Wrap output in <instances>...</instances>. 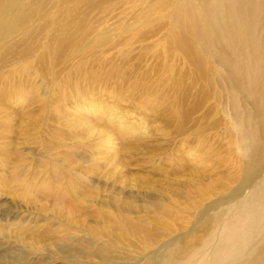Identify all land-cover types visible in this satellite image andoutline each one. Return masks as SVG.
Listing matches in <instances>:
<instances>
[{
  "label": "rangeland",
  "instance_id": "1",
  "mask_svg": "<svg viewBox=\"0 0 264 264\" xmlns=\"http://www.w3.org/2000/svg\"><path fill=\"white\" fill-rule=\"evenodd\" d=\"M90 1L57 58L58 5L4 39L0 14V264H201L247 172L264 175L239 147L261 66L209 33L219 0H191L200 41L180 30V0ZM183 32L204 69L176 44Z\"/></svg>",
  "mask_w": 264,
  "mask_h": 264
},
{
  "label": "bare ground",
  "instance_id": "2",
  "mask_svg": "<svg viewBox=\"0 0 264 264\" xmlns=\"http://www.w3.org/2000/svg\"><path fill=\"white\" fill-rule=\"evenodd\" d=\"M48 1L38 2L41 8L38 11V9L36 10L37 7L35 8L34 6V2L30 0H0V14L2 12L4 23L2 38L11 36L13 32H22L21 26L29 22H35V20H31L32 17H36V20H38V18L45 19L54 15L50 9L45 11L43 6H48V4L58 5V16L51 21L53 37L48 48L54 58H57L60 54L62 55L66 51V46L70 44V42H66L77 34L75 30L79 23L78 16L81 13V7L90 5L91 1L77 0V3L72 8H69L68 5L74 0ZM180 2L181 5L178 11L180 16L177 17V22L179 23L186 18L184 23L181 22L179 24L180 30L184 29V32L192 30L193 34L198 36V41L203 40L204 37L208 36V33L201 26H204L203 22L201 20L197 21V12L193 3L191 0H180ZM256 2L264 10V0H219V3L214 4L208 15L209 23L213 27L211 30L209 28V33L212 30L214 31L218 42L225 43L226 47L232 51L235 60L239 61L240 56L235 55V49L241 53L246 51L250 55V57H246L248 61L247 68L254 65L261 66L259 74L249 72L247 79H249L248 82L250 84L246 85V89H243L244 95L253 97L255 101V122L253 123L255 127L253 129V124L249 126L248 123L247 134L245 133V137L242 138V146L239 147L241 153L247 152V155L244 156L247 159L245 165L248 169L255 171V169L261 168V172H263L264 110L259 103V95L262 96L264 94V80L263 82L260 81L261 84H259V80L264 67V35L260 34L264 30V15L260 18L262 14L256 13L254 7ZM157 3L161 6L166 1L159 0ZM244 3L251 4V8L246 11V16L243 15L246 10L243 6ZM223 9H227L228 15H225ZM251 10L252 12H250ZM16 19L18 20L16 21ZM184 32L180 36H175L176 44L179 47L184 46L183 48L192 58V61L196 62L195 64L200 69H204V60L197 55L195 44L190 46V43L186 45L182 43L186 38V33ZM1 61L2 58H0V63ZM259 174L260 171L256 172L254 180H251L250 173L247 172L243 180V188H247L249 191L246 195H242L240 190L236 192L238 193V196H236L238 200L232 206L233 209L231 208L232 212L229 213L230 215L226 214L228 215L227 221H223V226L222 224L220 225L222 226L223 234L216 246L212 248L210 256L202 260L201 264H264V175L259 179ZM190 263V261H187L185 264ZM167 264H176V261L167 259Z\"/></svg>",
  "mask_w": 264,
  "mask_h": 264
}]
</instances>
